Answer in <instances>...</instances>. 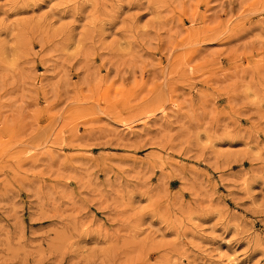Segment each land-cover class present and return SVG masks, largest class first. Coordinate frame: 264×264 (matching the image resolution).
<instances>
[{"label": "rangeland", "instance_id": "374dc122", "mask_svg": "<svg viewBox=\"0 0 264 264\" xmlns=\"http://www.w3.org/2000/svg\"><path fill=\"white\" fill-rule=\"evenodd\" d=\"M0 264H264V0H0Z\"/></svg>", "mask_w": 264, "mask_h": 264}]
</instances>
